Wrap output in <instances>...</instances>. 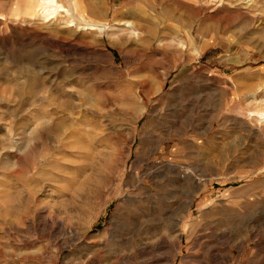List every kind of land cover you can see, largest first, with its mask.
<instances>
[{
  "label": "rangeland",
  "instance_id": "obj_1",
  "mask_svg": "<svg viewBox=\"0 0 264 264\" xmlns=\"http://www.w3.org/2000/svg\"><path fill=\"white\" fill-rule=\"evenodd\" d=\"M36 2L0 0V264H264V0Z\"/></svg>",
  "mask_w": 264,
  "mask_h": 264
},
{
  "label": "bare ground",
  "instance_id": "obj_2",
  "mask_svg": "<svg viewBox=\"0 0 264 264\" xmlns=\"http://www.w3.org/2000/svg\"><path fill=\"white\" fill-rule=\"evenodd\" d=\"M35 5L36 7H39L40 14L42 15L40 16L43 18H47L53 13L64 10L63 6L58 4L57 0H37ZM125 25L129 26V23ZM258 118L264 119V112L258 114Z\"/></svg>",
  "mask_w": 264,
  "mask_h": 264
}]
</instances>
